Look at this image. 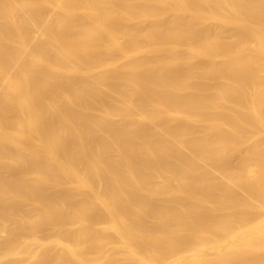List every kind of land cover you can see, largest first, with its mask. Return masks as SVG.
<instances>
[{
    "label": "bare ground",
    "instance_id": "1",
    "mask_svg": "<svg viewBox=\"0 0 264 264\" xmlns=\"http://www.w3.org/2000/svg\"><path fill=\"white\" fill-rule=\"evenodd\" d=\"M168 12L172 17L158 21ZM228 27L223 40L219 33ZM191 59L207 68H188ZM205 68L198 77L214 83L202 77L194 84ZM261 72L264 0H0V235L9 241L0 243L7 246L0 261L28 256L37 264H66L68 255L57 251L62 245L74 264H92L86 255H102L111 240L95 233L112 229L133 262H120L118 254L106 256L113 258L108 264H163L169 249L154 231L178 221L182 239L220 226L226 237L233 223L247 232L225 241L219 232L213 241L205 235L208 255L202 244L198 253L190 248L194 239L183 240L182 248L195 253L186 257L171 247L174 264H264V221L258 226L261 215L252 206L264 208ZM251 129L262 133L253 144ZM244 141L249 149L238 156ZM204 164L221 170L230 186L203 171L195 177ZM163 172L165 187L157 188L154 179ZM237 186L252 208L232 192ZM81 193L86 197L78 202ZM23 199L30 202L26 211ZM143 207L151 219L135 220ZM49 226L63 229L53 231L69 242L49 238L51 232L44 237L40 229ZM255 236L263 242L254 244ZM50 244H60L57 253L40 255ZM229 244L236 250L228 254ZM32 248L38 254H27Z\"/></svg>",
    "mask_w": 264,
    "mask_h": 264
},
{
    "label": "rangeland",
    "instance_id": "2",
    "mask_svg": "<svg viewBox=\"0 0 264 264\" xmlns=\"http://www.w3.org/2000/svg\"><path fill=\"white\" fill-rule=\"evenodd\" d=\"M172 15H173V14H172L171 12H168V13H166V14H164V15L158 17V21H163V20L169 19L170 17H172ZM210 21H211V20H210ZM210 21L206 20V22L204 21V24L208 25L207 22H209V25L212 24V22H210ZM146 22H147L146 24H145V22H143L144 25L142 24V26H145V25H147V24L149 23L148 21H146ZM130 25H132V23H130ZM213 25L215 26V23H214V22H213ZM213 25H212V26H213ZM132 26H134V25H132ZM212 26L210 25V28H211ZM214 26H213V28H215ZM224 29H225V30H224ZM221 30H224V31H221ZM221 30H220L221 33H219V37H221L223 40H228V38H229V36H230V33H231V32H230V28H229V27H228V28H223V29H221ZM220 31H219V32H220ZM173 43H174V42L172 41V44H173ZM256 43H257L256 40H251V45L255 46ZM174 44H175V43H174ZM178 48H179V49H178ZM178 48H177V53H178V54H181V55H182V53H183L184 56L182 55V57H185V56H186L185 51H184L185 49H184L183 47H181V49H180V47H178ZM182 48H183L184 50H183ZM180 50H181V51H180ZM180 52H182V53H180ZM219 59L221 60V57L217 58L216 60L218 61ZM191 60H192V59H191ZM191 60L187 61L188 64H189V65L187 64L188 68L196 67V66H195L196 64L200 65V66H201V67L199 66L200 68H202L203 66L206 67V66L208 65V62H206V61L204 62L203 60H202V61H200V60H198V59H193L192 61H191ZM220 60H219V61H220ZM196 62H197V63H196ZM198 62H199V63H198ZM192 63H194V64L192 65ZM206 63H207V64H206ZM198 65H197V66H198ZM205 65H206V66H205ZM204 67H203V68H204ZM206 68H207V67H206ZM206 68L203 69V70H202V69H199L200 71L197 70V71H199V73L196 71L195 74L198 73L199 75H198V74H196V75L194 74L195 76H193L192 79H194V77H195V79L198 78V79H199L198 81L200 82V81H202L200 78L203 77L202 79H205V80L202 81L203 83H206V82H207V84H209V83H210V84L214 83L212 77H210V76H208V75H203L202 77H198V76H201L200 74L205 73L204 70H206ZM203 71H204V72H203ZM261 73L264 74V72H261ZM204 76H205V77H204ZM192 79H191V81H192L194 84H196V83H197V79H196V80H195V79L192 80ZM209 81H210V82H209ZM202 82H200V83H202ZM197 84H198V83H197ZM0 92H1V90H0ZM231 100H232V99H228V102L231 101ZM250 132H251V134L253 133V135L251 136L250 134H248V135L251 136V137L248 136L247 138H249L248 142L251 140V141H250L251 144H253V143L256 142V139H255V138H258V137L261 138V137H262V136H260V135L262 134L261 132H260L261 134H260V133H259V134H258V133L256 134V132H254L252 129L249 131V133H250ZM194 135H195L194 137L197 138V134H194ZM254 135H256L257 137H256V136L254 137ZM192 136H193V135H192ZM194 137H193V138H194ZM252 137H253V139H252ZM247 138H246V139H247ZM250 138H251V139H250ZM259 138H258V139H259ZM246 139H245V141H246ZM254 139H255V142H253ZM258 139H257V143H258V144L260 143V142H259L260 140H264V139L261 138V139L258 141ZM245 141H244V143H243V144H244V147L239 151V153H236V154H238V156H239L240 154H244V153H246V152H247V149H249V148H247V147H249V146H247V147L245 146ZM250 142H249V143H250ZM246 143H247V142H246ZM247 144H248V143H247ZM247 144H246V145H247ZM251 144H250V146H251ZM260 144H261V143H260ZM243 149H244V150H243ZM263 149H264V147H263ZM190 151H191V150H188V151L186 152V154H187L188 156H189V155L191 156V155L193 154V152H195V153L197 152V151H195V150H194V151L192 150V154H190V153H191ZM187 155H186V156H187ZM193 155H194V154H193ZM235 156H236V155H235ZM213 160L215 161V159H213ZM232 165H235V163H232ZM199 171H200V172H199ZM202 171L205 172V173H207V174L209 173V176L212 177V178H214V179H215V177H216V178H218L217 180H219V181L222 180L221 182H222L223 184L229 185V183H228V184L226 183V182H227V179L225 178L224 174H222V171H221V170L216 169L215 167L209 166V165H207V164H206V165L204 164V165H202V167H201L199 170H197V171H195V172H193V173H196V174H197V175L194 174L195 177H196V176H200L199 174H200V173H203ZM206 171H207V172H206ZM220 171H221V172H220ZM1 172H2V176H5V175H3V174H6V173H4V171H1ZM203 174H204V173H203ZM203 174H201V175H203ZM162 175H163V176H162ZM190 175L193 177V174H192V173H191ZM166 176H167V173L163 172V173H160V175H159L157 178L155 177V178H156V179H154V180H155V184H156L155 186H156L157 188H163V187H165V186H164V179H165ZM162 177H163L164 179H163ZM162 179H163V180H162ZM223 179H224V180H223ZM225 179H226V180H225ZM224 182H225V183H224ZM229 186H230V185H229ZM232 186H234V185H232ZM166 187H167V186H166ZM168 187H169V186H168ZM171 188L173 189L174 186L172 185L171 187H169V189L167 188V189L169 190V194L167 195V196H168L167 198H170V199L173 198L172 195H173V196L175 195V193H174L173 191H170ZM232 188H233V187H232ZM232 188H231V189H232ZM235 189H237V190H235ZM240 191H241V192H240ZM84 192L86 193V196L89 197V195H88L89 192H88V191H87V192L84 191ZM84 192H83V193H84ZM232 192L235 193L237 199H239V200H241V201H247V202L249 201V202H248L249 204H248L247 202H246V203L249 205L248 207H251L250 204H252V203H251L250 201H252V199H251V200L249 199L248 195H246L247 193L245 192V190L243 191V189H241L240 187L237 186V187H234V188H233ZM236 192H237V194H236ZM239 193H240V194H239ZM242 195H244V196H246V197H243ZM81 196L84 197L85 195L81 193V195H79L80 198L77 197V198H79V199H76V200H78V202L82 199ZM86 196H85V197H86ZM240 197H241V198H240ZM242 197H243V198H242ZM23 200H24V201H23ZM23 200H22V201H23V202H22V207L20 206V208L22 209V211H24V210L26 211L27 206H28V208H31V207H29V203H30V202H28V205H27V200H26V199H23ZM28 201H29V200H28ZM252 202H253V201H252ZM253 204H254V202H253ZM253 204H252V206L255 207V208H253L254 213H255V211L257 210V211H256L257 214H258V215H259V214L261 215V216L259 215V216H260V217H259L260 220L258 219V222H257V224L259 223L258 226H260V223H261L262 221H264V210H262V209H264V208H261V206L259 207V205H258V207H257V206H254ZM255 204L257 205V204H259V203H258V202H257V203L255 202ZM20 205H21V204H20ZM26 205H27V206H26ZM30 205H31V204H30ZM23 206H24V207H23ZM238 207H241L240 210L242 209V205H239ZM238 207H237V209H238V211H240ZM246 207H247V206H246ZM246 207L244 206V209H247V208H248V207H247V208H246ZM263 207H264V206H263ZM251 208H252V207H251ZM237 209H236V210H237ZM27 210H28V209H27ZM29 210H30V209H29ZM241 211H242V210H241ZM243 211H244V210H243ZM259 211H260V212H259ZM29 212L31 213V215H35V214H36V213H34V212H32V211H29ZM149 213H150L149 209H148L147 207H143V209L141 208V210H140L139 212H135V214H136V215L139 214V216H138V217H137V216H136V217L134 216V217H135L134 219L136 220V218L138 219V218L140 217V218H142L141 220L146 219V218H147V219L149 218V220H150L151 217H150V214H149ZM22 214H24V215H28L29 213H27V212H24V213H23V212H22ZM255 214H256V213H255ZM258 215H257V217H258ZM140 218H139V219H140ZM101 219H102V218H101ZM101 219L99 218V219H97V221H99V223H100ZM139 219H138V220H139ZM94 220H95V219H94ZM94 220H93V222H95ZM102 221H105V220L102 219ZM255 221H256V220H254V222H253V223H254V226H255V224H256ZM173 222H174V221H171L170 223H168L167 226H166V228H165V226H163L162 224H160L159 226L157 225V227H156V229H155V231H154V233L156 234L155 236H156L157 238L159 237V239L161 240V241L159 240V244H160V246L163 245V248L169 249V250H168V251H169V254L165 256V257L167 258V260H165V258H164V259H162V258L159 259V260H161V261H159V262H162L163 264H164V263H166V264H167V263H168V264L170 263V264H171V262H168V261H170L169 258L171 259L172 264H174V259L171 258V255H173L174 252L172 251L171 247L173 248V246H174L173 249H174L175 252H176V251H177V252H178V251L183 252L184 248H182V246L184 245V243H183L184 241H185L187 244L189 243L188 245H190V244H192V243L194 242L192 245H190L191 247H190V246H189V247H190L191 249H192V248H193V249L195 248V252L198 253V251H202V249H205V251H207L205 254H207L209 251L206 250L207 248H205V247L208 246V245L210 244V241H209L210 239H212V241H213L212 236H213L214 233L219 232L218 234L222 235L223 240L225 241V240H228V239L230 238L229 236H232L235 232H236V234H234V235H235L236 237H237V234H238V236H239V234H241V232H242V234H244V233L247 232V228H246V227H245V228H246L245 231H243L244 227H242V228H241V229H242L241 232H237V231L240 230V227H239V230H238V228H237V226H238L239 224L237 225V223H236V227H235V225H234L235 223H233V224L231 225V227L233 226L232 230L234 229L235 232L233 231V232H232L233 234H229L228 236L225 237L224 235H227V234L225 233L226 227H225V226H220V228H219L218 231H215V232L210 233V234H205L206 236H208L206 239L209 238V240H207V241H209V244L205 246V245H203V244H204V241H206V239L204 238V237H206L205 235H204V237H200L199 234H197V233L195 234V233L193 232L195 235L193 234L194 236H192V232L189 233L190 231H188V232H186V235H185V236H186V240L184 239L185 236H183L184 238L182 239V235H183V233L185 234V232L179 230V229H180V225H178V224H179L178 221H177V222H174V223H173ZM99 223H98V224L96 223V225H99ZM101 223H103V222H101ZM104 223H105V222H104ZM171 223H172V224H171ZM262 223H264V222H262ZM158 224H159V223H158ZM174 224H175V225H174ZM257 224H256V226H257ZM101 225H102V224H101ZM101 225H100V226H101ZM103 225H104V227H106L105 224H103ZM261 225H262V224H261ZM239 226H240V225H239ZM256 226H255V227H256ZM45 227H47V226H45ZM45 227H43V228L40 229V231H42V232H40V233H41L44 237H47V236L49 237V235L51 234L49 238L53 239L54 236H55V237H56V238H54L55 240L58 239V238L61 239L62 242H60V244H66V242H69L68 239H67V237H65V234L62 233L64 236L60 237V236H61L60 233H61L62 231L64 232L63 229H60V228L57 229L56 227H54L55 229H57L58 231H60V233L57 232V235H56V232L53 231V230H55V229H53V230L51 231L50 228H52V227L49 226V227H48L49 229H47V230H49V231H47ZM101 227H103V226H101ZM101 227H97V228L100 230ZM252 227H253V225H252ZM252 227H250V228H252ZM235 228H237V229H235ZM44 229L46 230L47 235H45L46 232H45ZM101 229H103V228H101ZM248 229H249V228H248ZM253 229H254V228H253ZM57 230H56V231H57ZM178 230L180 231V233H176ZM65 231H66V230H65ZM96 231L98 232L97 229H96ZM100 231H101V230H100ZM100 231H99L98 233H95L96 237H98V236H99V237H101V236H107V237L111 238L113 244H112V242H111V244H112V245H111V244L109 243V241H111V240H109V241H106L107 243H109V244H107V247H106V242H105L104 245L102 246V247H104V246H105V247L103 248L104 250H101L100 252L103 253V254H105V255L102 254V255L105 256V257H101L102 255H101L100 253H99V255H98L99 257L96 255V253H93V254L90 253L91 256L88 254L90 257H89L88 255H86L87 258L92 262V264H94V262H96V261H98V262H96L95 264H108V263H111L112 260H113V258L111 257L112 259L110 260L109 257L107 258L106 256H114V258L117 256L115 259H118V254H119V258H120V255H121V257H123L122 260L118 259L120 262H121V261H122V262H127L128 259H130V260H129L130 262L132 261L131 258H130L131 255H128V253H127L128 250H127L126 248H128V246H127L125 243L123 244L122 239H120L121 237L119 238V237L117 236V234H116L115 231L113 232L112 229H105V230L103 229L101 232H100ZM179 231H178V232H179ZM43 232H44L45 234H43ZM50 232H51V233H50ZM53 232H54L55 234H54ZM40 233H39V234H40ZM49 233H50V234H49ZM64 233H65V232H64ZM174 233H175V234H174ZM188 233H189V234H188ZM224 233H225V234H224ZM39 234H38V235H39ZM177 234H179V237H178ZM187 234H188V236H187ZM190 234H191V235H190ZM223 234H224V235H223ZM42 235H41V236H42ZM175 235H176V237H175ZM189 235H190V237H189ZM197 235H198V236H197ZM0 236H1L0 239H2V240H0L1 245H2V244L5 245L6 243L9 245V243H8L9 241H7L8 239H7L6 234L3 233V234H1ZM39 236H40V235H39ZM41 236H40V238H41ZM119 236H120V235H119ZM160 236H161V237H160ZM235 236H234V238H236ZM258 236H259V235H258ZM258 236H255L256 238L253 237V238H254L253 242H254V241H255V242H261V240L263 239V237H262V236H261L262 238L259 237V238H261V240H259V239H258ZM4 237H5V238H4ZM48 237H47V238H48ZM107 237H105V239H106ZM222 237H221V238H222ZM224 237H225V238H224ZM3 238H4V239H3ZM102 238H104V237H101V239H102ZM177 238H179V240H177ZM189 238L192 239V240H190ZM195 238H200V240L198 239V240L200 241V243H199L200 245H197V244H198V240L196 241ZM227 238H228V239H227ZM51 239L49 240L50 242H51ZM54 239H53V240H54ZM99 239H100V238H99ZM107 239H108V238H107ZM107 239H106V240H107ZM175 239H176L177 241H176ZM188 239H189V240H188ZM193 239H194V241H193ZM202 239H204V240H202ZM231 239H232V238H231ZM231 239H229V240H231ZM255 239H256V240H255ZM3 240H5V242H4ZM44 240H45V238H44ZM53 240H52V241H53ZM183 240H184V241H183ZM121 241H122V243H121ZM178 241H179V243H178ZM188 241H189V242H188ZM192 241H193V242H192ZM207 241H206V242H207ZM190 242H191V243H190ZM196 242H197V243H196ZM255 242H254V244H255ZM262 242H263V241H262ZM262 242H261V243H262ZM4 243H5V244H4ZM176 243H178V245H179L178 247H179V248H176V246H175ZM182 243H183V244H182ZM186 243H185V245H187ZM207 243H208V242H207ZM207 243H206V244H207ZM211 243H212V242H211ZM7 244H6V245H7ZM60 244H59V245H60ZM159 244L157 245L158 247H159ZM201 244H202L203 246H202ZM1 245H0V246H1ZM56 245H57V244H56ZM59 245L55 246V245H53V244H50V245H48V246H49V247L52 246L51 248H48V246H47V247H45V250H44V248H42V250L39 249V250H37V251L41 253V254L39 253L40 255H42V254H45V255H46V253H47L48 255H50V254L53 255L54 253H57V251H59L60 253H61V252H64V253H65L66 255H68V256H70L71 254H73V253L69 252L68 250H66L65 248H64L65 250H63V249H62V248H63L62 245H60V248H58V250H57V247H59ZM114 245H116V247H114ZM53 246H55L56 248L53 247ZM192 246H193V247H192ZM194 246H195V247H194ZM198 246H199V247H198ZM200 246H202L203 248L200 249V248H201ZM209 246H210V245H209ZM228 246H229V248H228V247L226 248V252H227L228 254H229V252L232 253V251L234 252V250H236V246L233 247V246L230 245V244H229ZM255 246H256V248H259V247L261 248L262 245H261L260 243H257V245H255ZM255 246H254V247H255ZM134 247H135V245H134ZM134 247H133V248H134ZM184 247H185V246H184ZM189 247L186 246L185 248H186V249H187V248L189 249ZM197 247H198L200 250H197V249H196ZM6 248H7V246H6V247L4 246V247H2V249L0 248V250L6 249ZM54 248H55V249H54ZM135 248H136V247H135ZM135 248H134V249H135ZM175 248H176V249H175ZM33 249H34V248L31 249V250H32V251H30L31 253L27 252V254H30V255L33 254V255H35L36 253L34 254V252H37V251H36V250H33ZM170 249H171V250H170ZM180 249H181V250H180ZM188 249H187V250H188ZM191 249H190V250H191ZM227 249H228V250H227ZM261 249H264V246H262ZM51 250H52V251H51ZM55 250H57V251H55ZM135 250L137 251L138 249H135ZM190 250H189V251H190ZM196 250H197V251H196ZM3 251H4V250H3ZM54 251H55V252H54ZM170 251H172L173 253L171 254ZM184 251H185V252H183V253H185L184 256H186V257H190V253H191V257H192V253H193L192 251H193V250L190 251V253H189L188 251H186V250H184ZM261 251H264V250H261ZM38 252H37V254H38ZM51 252H52V253H51ZM53 252H54V253H53ZM59 252H58V253H59ZM72 252H73V251H72ZM95 252H97V251H95ZM186 252H188V254H189L188 256H187V253H186ZM195 252H194V253H195ZM203 252H204V250H203ZM97 253H98V252H97ZM183 253H182L181 255H183ZM194 253H193V255H194ZM197 253H196V254H197ZM199 253H200V252H199ZM261 253H264V252H261ZM25 254H26V252H25L23 255H25ZM65 254H62V255H65ZM113 254H114V255H113ZM116 254H117V255H116ZM100 255H101V256H100ZM127 255H128V256H127ZM207 255H208V254H207ZM263 255H264V254H263ZM19 256H20V255H19ZM68 256H67L68 261H65V263H66V264H69V263H70V264H74V262H73V261H74V260H73V259H74L73 256H70V259L68 258ZM23 257H24V256H23ZM23 257H21V258H20V257H16V258H18V259H11V258H10V259L12 260V262H10V263L7 262V263H8V264H16V263H19V264H37V263H33V262L36 261V259H33L31 256H30L31 258H29L28 256H27L28 258L25 257V258H26L25 261H24L25 258L23 259ZM41 257H42V256H41ZM100 257H101V258H100ZM161 257H162V256H161ZM168 257H169V258H168ZM19 258H20L21 260H23L25 263L19 261V260H20ZM65 258H66V257H65ZM127 258H128V259H127ZM208 258H212V257L209 256ZM11 260H9V261H11ZM108 260H109V261H108ZM7 261H8V260H7ZM107 261H108V262H107ZM114 261H115V260H114ZM129 261H128V262H129ZM235 261H236V260H235ZM238 261H239V260H238ZM3 262H5V259H4V258L1 259L0 264L3 263ZM14 262H15V263H14ZM67 262H68V263H67ZM116 262H117V260H116ZM120 262H118V263H120ZM132 262H133V261H132ZM134 262H136V261L134 260ZM137 262H138L137 264H139V263L141 264V263H142L141 261H140V262L137 261ZM7 263H6V264H7ZM118 263H117V264H118ZM240 263H241V262H239V263H238V262H235V264H240ZM242 263H243V262H242ZM3 264H5V263H3ZM112 264H113V263H112ZM114 264H115V262H114ZM132 264H133V263H132ZM144 264H146L145 261H144Z\"/></svg>",
    "mask_w": 264,
    "mask_h": 264
}]
</instances>
